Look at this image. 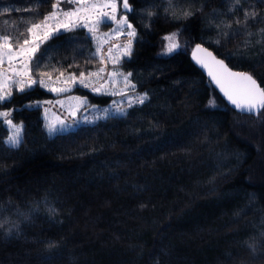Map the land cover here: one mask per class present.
<instances>
[{
  "label": "trees",
  "instance_id": "1",
  "mask_svg": "<svg viewBox=\"0 0 264 264\" xmlns=\"http://www.w3.org/2000/svg\"><path fill=\"white\" fill-rule=\"evenodd\" d=\"M91 1L96 32L49 37L48 83L0 103L22 126L13 147L0 117V264H264V110L233 109L191 59L203 44L264 87V0ZM54 2L0 0V31L28 36Z\"/></svg>",
  "mask_w": 264,
  "mask_h": 264
},
{
  "label": "snow or ice",
  "instance_id": "2",
  "mask_svg": "<svg viewBox=\"0 0 264 264\" xmlns=\"http://www.w3.org/2000/svg\"><path fill=\"white\" fill-rule=\"evenodd\" d=\"M69 3L72 4H82L85 0H68ZM61 0H55L52 5L53 11L49 13L48 16L43 17L39 23H32L30 26H27L25 31L29 34L25 36L23 32L17 33L13 35L12 32L9 31H0V64L3 63L5 56H7L8 60L11 61L14 57V54H22L26 51L25 46L28 45L31 41V36L34 35V30L39 29L44 26L50 18L56 17L57 15L62 14L65 17H72L76 15L80 11H86L87 9H83L80 7H74L71 10H66L60 7ZM107 6V5H103ZM123 6L127 9L129 7L127 0H123ZM90 7L96 8L101 7L98 4H92ZM112 7L115 8V2L112 0ZM185 15L189 13L185 12ZM246 16L249 15L248 13L245 14ZM109 19H115V17H109ZM104 21H101L103 23ZM120 23H127L126 18H122ZM88 27V25H84ZM129 28L132 27L131 24H127ZM73 25L71 23H67L64 25L66 30H71ZM92 31V28H89ZM47 35V34H46ZM129 36H134L135 32H129ZM175 33L171 36L165 37L166 40L170 41L168 45V50L172 51L174 48L178 47L176 43H174ZM23 37V39H21ZM6 50V51H5ZM39 50V44L37 43L34 47L30 50L31 54L35 56V53ZM198 51H206L200 49L197 46ZM211 56V53H208ZM217 65H219L220 69L222 70L221 76H217L216 74L209 72V75L212 76V79L220 86L221 91L224 92L225 96L236 106V108L240 109L241 111H248L253 112L254 110H264V87H261L257 80L250 74L244 72H232L226 65H224L223 61H216L215 57L212 58ZM43 61V54L40 57L35 58V67L39 68L40 63ZM11 66V65H10ZM207 67V65H204ZM25 69L28 68V65H24ZM39 75V73H36ZM81 76L84 74L81 73ZM128 75H131L129 73ZM31 79V78H30ZM43 84V81L31 80V82L27 85V87H31L32 84L35 83ZM20 84L19 91L23 92L25 90V84L23 81H18ZM242 85L243 87H237ZM231 89V91H230ZM236 94H233V93ZM11 95L10 92H7L4 88V85L0 84V103H3L8 97ZM147 97H141L139 102L143 103L144 99ZM10 116V112H0V117H4L6 122L15 127L16 132L8 137L7 143L11 146L15 147L18 146L20 141V133L22 131V126L20 125H13L10 119H7ZM50 131H55V129H50Z\"/></svg>",
  "mask_w": 264,
  "mask_h": 264
},
{
  "label": "rangeland",
  "instance_id": "3",
  "mask_svg": "<svg viewBox=\"0 0 264 264\" xmlns=\"http://www.w3.org/2000/svg\"><path fill=\"white\" fill-rule=\"evenodd\" d=\"M93 2L89 0L87 4L85 3V9L86 11H81L80 14L77 13L76 15L68 18L65 17L63 19L62 17H59L57 15L56 17L50 18L47 23L42 26L39 29L34 30V35L31 36L30 38V43L25 46L26 51L22 54H14V57L11 61L8 60L7 56H5L4 61L2 64H0V84L4 85V88L6 89L7 92L12 93L13 90L17 89L20 87V84L18 81H23L25 84V89L29 88L27 85L31 82V80H37L43 81L44 83H48L45 78H37L36 75L33 74V58L34 56L31 54L30 50L32 47H34L37 43L40 45L46 41L49 37L57 33L59 30H63L64 25L67 23H71L73 25V28H76L78 26H84L88 25V27H85L86 29L89 30V28H92L93 30L89 32L90 33H95L100 22L103 21L99 16L98 13L100 11L99 7L93 8L90 7ZM86 17V21L84 22L82 18ZM82 23V24H80ZM47 34V35H46ZM171 36V35H170ZM166 45H165V50L161 51L160 55L161 56H169L172 52L177 50L174 48L172 51L168 50V45L170 41L166 40ZM174 43H176V36L174 39ZM177 44V43H176ZM6 51V50H5ZM37 53V52H36ZM35 53V54H36ZM102 56L104 57H111L114 59H118L119 54L116 53L114 55H110L108 50H105L102 53ZM27 64L28 68L25 69L24 65ZM11 65V66H10ZM31 78V79H30ZM37 83L32 84L31 87L35 86ZM53 88H60L61 90H64L68 87L67 84L65 83H53L51 84Z\"/></svg>",
  "mask_w": 264,
  "mask_h": 264
},
{
  "label": "water",
  "instance_id": "4",
  "mask_svg": "<svg viewBox=\"0 0 264 264\" xmlns=\"http://www.w3.org/2000/svg\"><path fill=\"white\" fill-rule=\"evenodd\" d=\"M124 11L126 13H132L133 9L131 7H128L127 9L123 6ZM197 46L200 47V49L202 50H206V51H198L197 50ZM208 53H211V56L208 55ZM213 57H215L216 61H223L224 65H226L232 72H244V71H238L235 70L233 68H231L229 66V64L222 59L221 57H219L218 55H216L214 53V51L210 48H208L207 46L203 45V44H196L192 51H191V59L193 60V62L195 63V65L204 73V75L208 78V80L210 81V83L217 89L218 93L228 102V104L235 110L241 111L240 109L236 108V106L228 99L227 96H225L224 92L221 91L220 86L212 79V76L209 75V72L211 71L212 73L216 74L218 77L221 76L222 74V70L220 69L219 65H217L215 63V61L212 59ZM207 65V67H205L204 65ZM244 73H248V72H244ZM254 77V76H253ZM255 78V77H254ZM256 79V78H255ZM258 82V81H257ZM259 83V82H258ZM261 86V85H260ZM237 87L242 88V85H239ZM262 87V86H261ZM231 91V89H230ZM233 94H236L235 92ZM261 110H254L253 112H248V111H243L246 113H251L254 114L255 116H257L259 114Z\"/></svg>",
  "mask_w": 264,
  "mask_h": 264
}]
</instances>
